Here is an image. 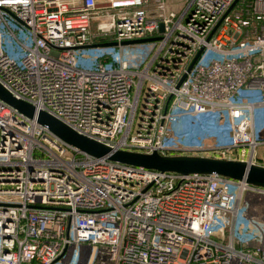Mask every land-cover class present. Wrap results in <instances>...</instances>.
<instances>
[{"label":"built area","instance_id":"1","mask_svg":"<svg viewBox=\"0 0 264 264\" xmlns=\"http://www.w3.org/2000/svg\"><path fill=\"white\" fill-rule=\"evenodd\" d=\"M171 1L0 0V84L112 150L262 165L264 0ZM208 112L231 142L180 149L169 122ZM0 264H264V187L95 157L0 100Z\"/></svg>","mask_w":264,"mask_h":264},{"label":"water","instance_id":"2","mask_svg":"<svg viewBox=\"0 0 264 264\" xmlns=\"http://www.w3.org/2000/svg\"><path fill=\"white\" fill-rule=\"evenodd\" d=\"M155 38L122 41V44L151 40ZM194 62V61H193ZM190 64L189 68L192 66ZM0 100L23 115L34 118L45 125L54 135L62 141L78 150L95 157H106L107 159L135 167L157 169L161 171H174L178 173L219 174L246 183L264 187V166L247 164L243 161L220 159L195 155H161L155 151L152 153L132 152L127 150H112L105 144L97 142L82 134L77 133L65 123L48 114L36 109L34 105L14 98L0 84Z\"/></svg>","mask_w":264,"mask_h":264},{"label":"rangeland","instance_id":"3","mask_svg":"<svg viewBox=\"0 0 264 264\" xmlns=\"http://www.w3.org/2000/svg\"><path fill=\"white\" fill-rule=\"evenodd\" d=\"M179 0H172L171 4H177ZM231 99L233 101H243L251 98L242 91L235 92ZM256 139L260 141L256 152L258 163L264 165V108H257L254 114ZM229 125L228 117L225 113L208 112L200 115L199 119L195 116H181L168 124L173 142L180 148H210L225 146L231 142L230 133L227 130ZM224 127L225 130H220ZM184 154L183 152H174ZM196 153V152H192ZM173 154V153H172ZM197 154V153H196ZM206 156H213L212 153H202Z\"/></svg>","mask_w":264,"mask_h":264}]
</instances>
